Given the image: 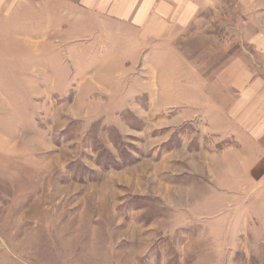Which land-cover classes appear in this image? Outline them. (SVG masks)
Masks as SVG:
<instances>
[{
	"label": "rangeland",
	"instance_id": "obj_1",
	"mask_svg": "<svg viewBox=\"0 0 264 264\" xmlns=\"http://www.w3.org/2000/svg\"><path fill=\"white\" fill-rule=\"evenodd\" d=\"M214 10L162 55L54 4H0V264H264V181L231 179L210 104L167 91L182 55L264 65L244 37L264 0Z\"/></svg>",
	"mask_w": 264,
	"mask_h": 264
},
{
	"label": "crops",
	"instance_id": "obj_2",
	"mask_svg": "<svg viewBox=\"0 0 264 264\" xmlns=\"http://www.w3.org/2000/svg\"><path fill=\"white\" fill-rule=\"evenodd\" d=\"M20 0H0L14 4ZM54 4L69 13L86 36L110 38L112 45L128 46L146 52L162 46V55L176 50L207 23L216 6L225 0H33ZM240 1V0H239ZM243 2V0H241ZM68 16V14H67ZM64 21H67L64 19ZM244 30L255 53L264 58V27ZM68 29V28H66ZM121 42V43H117ZM244 50V48H243ZM237 50L216 69L199 71L196 61L183 55L175 68V103L204 101L207 107V131L229 139L224 146L229 162L235 166L233 180L264 181V65L247 63ZM168 78L171 75L168 74ZM167 83V80H165ZM167 89V88H166ZM173 89V90H172ZM201 107L200 105H196Z\"/></svg>",
	"mask_w": 264,
	"mask_h": 264
}]
</instances>
